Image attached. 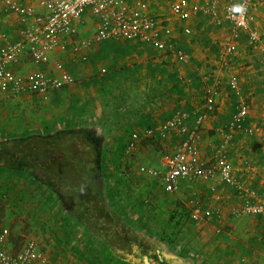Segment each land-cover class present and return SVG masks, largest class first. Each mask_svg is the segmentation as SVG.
Listing matches in <instances>:
<instances>
[{
	"label": "crops",
	"instance_id": "crops-1",
	"mask_svg": "<svg viewBox=\"0 0 264 264\" xmlns=\"http://www.w3.org/2000/svg\"><path fill=\"white\" fill-rule=\"evenodd\" d=\"M192 1L193 5L201 3ZM218 1L219 15L223 16L227 0ZM143 2L146 11L164 18L161 27L171 25L174 28L177 48L187 53V62L173 50L160 48L151 42L98 41L95 19L87 14L84 24L68 39V43L54 50L50 61L41 65L47 71H55L53 61L60 59L69 69L73 83L53 91L47 100L32 94L0 102L31 103L21 107L26 114L31 108L30 125L21 126V130L11 129V132H44L65 125L84 127L106 137L109 148L116 149V145L122 142L125 149L132 134L143 135L146 128L169 120L180 110L204 112L206 90L214 86L217 91L215 109L201 125V136L197 141L199 155L208 165H214L215 149L229 132L234 113L239 106L246 107L245 128L230 131L232 139L226 153L234 167L235 179L249 191H254V195L264 197V73L261 50L253 47L248 34L243 31L234 41L235 51L224 64L222 52L232 40L229 22L217 25L212 15L202 11L188 21H181L172 16L168 0ZM251 14L253 27L264 28V7L253 10ZM184 25L191 27L190 35L182 32ZM23 27L24 22L17 13L6 12L0 5V47L20 40ZM91 27L95 29L90 30ZM162 40L167 41V36L162 34ZM74 45H81L80 53L74 52ZM83 55L87 56L86 60L82 59ZM37 66L27 55L13 68L26 74ZM188 123L193 127L195 115ZM148 138L157 141L158 147L149 144L151 139ZM180 139L173 134L142 136L138 148L144 150L147 166L160 169L162 156L174 152ZM114 169L113 166L108 169L110 179L107 187L114 201L125 202L132 210L139 208L138 214L147 221L159 222L160 218L152 210H159L158 192L142 184L140 188L148 192L137 201L135 195L129 194L131 190H125L121 184L122 174ZM181 192L191 194L187 201L189 216L179 223L176 222L178 217L174 221L176 230H180L177 241H159L167 255L180 257L187 264H264V214L234 216L233 208L243 203L242 195L234 186L218 175L209 181L201 178L183 180L180 189L174 193ZM192 199L200 200L204 209L220 212V216L194 221L189 204ZM129 204H135L132 205L135 208ZM175 206L173 202L169 205L171 210ZM8 243L15 252L11 232ZM45 245L46 264H131L114 255L102 241H45Z\"/></svg>",
	"mask_w": 264,
	"mask_h": 264
},
{
	"label": "built area",
	"instance_id": "built-area-1",
	"mask_svg": "<svg viewBox=\"0 0 264 264\" xmlns=\"http://www.w3.org/2000/svg\"><path fill=\"white\" fill-rule=\"evenodd\" d=\"M198 1L201 3L193 5L192 0H168L172 16L177 20L188 21L202 11L212 15L217 25H222L224 21L230 23L232 40L225 45L222 52L224 64H227L236 49L234 41L245 31L253 47L260 49L263 54L261 68L264 73V28L253 27L254 18L251 14L253 10L264 7V0H227L223 7V16L219 15L218 0ZM0 5H3L6 12L17 13L24 22L22 38L0 47V102L17 100L32 94L47 100L53 91L73 83L69 69L60 59L53 61L55 71H47L41 65L50 61L54 50L68 43V39L84 24L87 14L95 19L98 41L124 39L151 42L160 48L173 50L185 62L189 60L187 53L177 48V41L173 37L174 28L171 25L161 27L165 22L164 18L146 11L143 0H0ZM237 6H241L243 11H237ZM182 32L190 35L192 29L184 25ZM162 34L167 36V41L162 40ZM2 35L6 37L4 33ZM73 50L80 53L81 45H74ZM27 55L38 65L37 68L26 74L16 72L13 67ZM82 59L86 60L87 56L83 55ZM216 93L214 86L207 88L204 112L180 110L169 120L146 128L143 135L132 134L126 144L125 153L130 154L137 149L142 136L177 135L181 139L175 151L162 156L160 169H149V174L158 180L164 192L178 191L183 180L201 178L209 181L219 175L243 197V203L233 208L234 216L240 218L246 214H264V197L254 195V191H249L235 179L234 167L226 153L232 139L230 131L245 128L246 107L239 106L234 113L229 123V132L215 149L214 165H208L199 155L197 141L201 136V125L215 109ZM193 115L195 123L191 127L188 122ZM189 204L194 221L220 216V212L216 210L204 209L198 199L190 200ZM9 235L10 229L0 226V264L47 263L35 239H28L18 252H13L8 243Z\"/></svg>",
	"mask_w": 264,
	"mask_h": 264
},
{
	"label": "trees",
	"instance_id": "trees-1",
	"mask_svg": "<svg viewBox=\"0 0 264 264\" xmlns=\"http://www.w3.org/2000/svg\"><path fill=\"white\" fill-rule=\"evenodd\" d=\"M103 135L65 125L53 131L10 133L0 139V171L48 188L89 234L131 264H187L171 257L158 239L136 229L106 189ZM178 215V216H177ZM182 216L173 213L172 222Z\"/></svg>",
	"mask_w": 264,
	"mask_h": 264
},
{
	"label": "rangeland",
	"instance_id": "rangeland-1",
	"mask_svg": "<svg viewBox=\"0 0 264 264\" xmlns=\"http://www.w3.org/2000/svg\"><path fill=\"white\" fill-rule=\"evenodd\" d=\"M94 29L91 27L90 30ZM20 100L23 102V99ZM27 104L31 105L30 102ZM27 104L0 103V139L13 133L11 132L12 130H21L23 129L21 126L30 125L31 108L28 107L30 108L28 114L24 113L25 110L21 108L23 105L28 106ZM149 144L154 145L156 148L158 147L157 141L154 139H151ZM124 145L121 142L116 145V149H111L108 147L106 137L103 136L105 165L103 180L106 189L109 185L108 179H110L108 177V169L111 166L115 168L114 171L116 173L122 174L121 184L125 190H131L129 194L135 195V199H138L137 201L142 198L144 193L148 192L144 190L145 188H140V186L142 184L146 187L151 186L153 191L159 194V210L157 211L158 208L152 209L154 215L160 218L159 222L155 220L147 221L138 214L139 208H136V210L129 209L125 202L114 201V203L117 208L121 209L125 219L139 231L148 233L159 241H177L180 230L177 231L174 222H172L174 213L172 211L178 212L182 218H188L187 201L191 194L164 192L158 181L154 180L149 174V169L153 167L146 165L147 162L143 158L144 150L137 148L132 153L126 154ZM141 151L142 154H140ZM164 153L166 152H161V154ZM159 163L156 166H159ZM55 199L48 188L42 184L27 178H18L15 174L0 171V225L10 229L12 247L15 252H18L28 239H35L47 260L45 241H101L81 227L77 220ZM171 201L176 205L174 210L169 207L172 203ZM129 205L133 207L132 205L135 204ZM157 213H160V215H157Z\"/></svg>",
	"mask_w": 264,
	"mask_h": 264
},
{
	"label": "clouds",
	"instance_id": "clouds-1",
	"mask_svg": "<svg viewBox=\"0 0 264 264\" xmlns=\"http://www.w3.org/2000/svg\"><path fill=\"white\" fill-rule=\"evenodd\" d=\"M236 10L237 11H243V8L241 6H237Z\"/></svg>",
	"mask_w": 264,
	"mask_h": 264
},
{
	"label": "water",
	"instance_id": "water-1",
	"mask_svg": "<svg viewBox=\"0 0 264 264\" xmlns=\"http://www.w3.org/2000/svg\"><path fill=\"white\" fill-rule=\"evenodd\" d=\"M146 262H147V264H151V263L149 262L148 258H146Z\"/></svg>",
	"mask_w": 264,
	"mask_h": 264
}]
</instances>
